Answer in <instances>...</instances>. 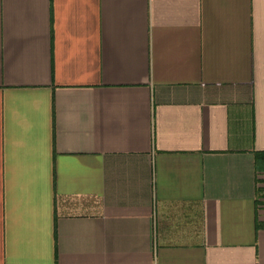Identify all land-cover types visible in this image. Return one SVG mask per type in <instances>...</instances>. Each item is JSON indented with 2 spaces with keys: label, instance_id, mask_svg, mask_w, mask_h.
<instances>
[{
  "label": "crops",
  "instance_id": "1",
  "mask_svg": "<svg viewBox=\"0 0 264 264\" xmlns=\"http://www.w3.org/2000/svg\"><path fill=\"white\" fill-rule=\"evenodd\" d=\"M0 264H264V0H0Z\"/></svg>",
  "mask_w": 264,
  "mask_h": 264
}]
</instances>
